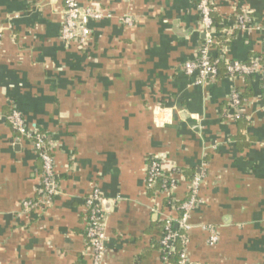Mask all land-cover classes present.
<instances>
[{
    "label": "crops",
    "instance_id": "crops-1",
    "mask_svg": "<svg viewBox=\"0 0 264 264\" xmlns=\"http://www.w3.org/2000/svg\"><path fill=\"white\" fill-rule=\"evenodd\" d=\"M212 1L219 26L233 29L213 51L218 66L264 65V0ZM79 2L110 13L89 22L82 48L60 38L65 0H0V264H91L84 199L97 186L110 200L107 264H163L162 223L179 214L164 203L185 200L196 174L190 264H264L261 76L198 84L186 72L205 40L199 0ZM245 13L250 23L235 28ZM235 89L245 101L232 119ZM14 107L54 147L59 192L45 210L22 205L38 196L43 163L11 127ZM152 158L181 171L174 193L147 188ZM206 225L218 227L217 244Z\"/></svg>",
    "mask_w": 264,
    "mask_h": 264
},
{
    "label": "built area",
    "instance_id": "built-area-1",
    "mask_svg": "<svg viewBox=\"0 0 264 264\" xmlns=\"http://www.w3.org/2000/svg\"><path fill=\"white\" fill-rule=\"evenodd\" d=\"M198 9L205 40L197 56L185 64V70L188 74H196L198 84H204L209 78H217L219 75L217 56L213 55V51L216 49L214 46L217 34L216 26L219 24L215 22L212 16L213 10H215L212 0H199ZM109 16L110 13L101 8H94L90 5L83 6L79 0H65L60 38L66 46L75 45L82 48L92 38V28L89 22ZM124 21L131 24L129 17H125ZM250 21L251 18L248 14H239L235 28L243 29ZM232 30V28H227L226 25H221V32L223 33H231ZM3 34L4 27L0 26V43ZM227 72L230 75L253 74L261 76L264 86V65L257 58L252 59L249 64L243 62L230 63L227 65ZM244 101L242 92L236 89L233 90L225 109L226 115L232 119L239 118ZM8 120L13 130L18 133L20 141L27 139L33 142L37 155L43 163L41 189L38 196L23 200L22 205L26 210L32 208L45 210L52 205L54 196L59 192L54 147L48 143L43 132L28 125L24 115L18 108L11 109ZM180 174L181 171L178 169L167 172L159 159L152 158L146 175L147 188L154 189L157 195L174 193L179 184L178 176ZM202 179L201 174H196L190 183L188 197L176 207L177 209L175 207L171 208L172 210H178L179 214L172 216L169 213L165 216V232L160 239L163 264H169V256L175 250L176 242H179L181 246L177 264H190L188 244L189 234L193 229L191 217L192 210L200 200L199 190ZM161 181L163 182L162 187L159 186ZM105 201L106 198L98 186L84 199V207L87 211L86 240L90 249L91 264H107L109 213L105 209ZM173 222L177 224V229L172 228ZM204 228L209 232L208 243L210 245L217 244L220 239L218 227L206 225Z\"/></svg>",
    "mask_w": 264,
    "mask_h": 264
},
{
    "label": "trees",
    "instance_id": "trees-1",
    "mask_svg": "<svg viewBox=\"0 0 264 264\" xmlns=\"http://www.w3.org/2000/svg\"><path fill=\"white\" fill-rule=\"evenodd\" d=\"M212 16H213V18H214V20H215V22L217 23V21L219 22V21H221V18L220 17H218V15H217V13H216V11L215 10H213V13H212ZM218 24V23H217ZM216 30H217V34H216V36H215V40H216V42H215V44H214V46L215 47H221L222 45H227V41H226V37L227 36H225V34L224 33H222L221 32V25L219 26H216ZM221 64L219 65V72H220V74H221V72L222 73H226L227 72V65H228V63H226L224 60H221V62H220ZM247 96L249 97V95L247 94ZM242 97H244L245 98V95H242ZM55 157V156H54ZM186 173V172H185ZM181 175V174H180ZM188 178H192L193 176H187ZM162 181L161 182H159V186L160 187H162ZM151 193H153L152 191H151ZM172 204H175V205H179V204H181L180 202H178V201H175V198H174V196L173 195H171L168 199H166V201H165V203H164V205L165 206H167L168 208L170 207L171 208V205ZM163 228H165V226H166V221L164 222L163 221ZM172 228L173 229H177V224L175 223V222H173L172 223ZM164 232H165V229H164V231H163V234H164ZM163 234H162V236H163ZM159 247H160V250H161V253H162V247H161V244H160V242H159ZM181 248V246H180V243L179 242H176L175 243V250L170 254V256H169V264H177V262H178V259H179V249Z\"/></svg>",
    "mask_w": 264,
    "mask_h": 264
},
{
    "label": "water",
    "instance_id": "water-1",
    "mask_svg": "<svg viewBox=\"0 0 264 264\" xmlns=\"http://www.w3.org/2000/svg\"><path fill=\"white\" fill-rule=\"evenodd\" d=\"M110 202V200H107L106 202H105V206H106V204H108Z\"/></svg>",
    "mask_w": 264,
    "mask_h": 264
}]
</instances>
